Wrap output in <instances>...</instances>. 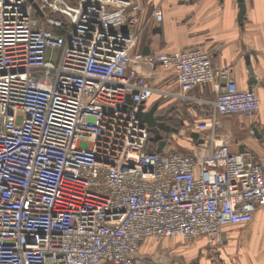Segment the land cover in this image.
I'll use <instances>...</instances> for the list:
<instances>
[{"label": "built area", "instance_id": "1", "mask_svg": "<svg viewBox=\"0 0 264 264\" xmlns=\"http://www.w3.org/2000/svg\"><path fill=\"white\" fill-rule=\"evenodd\" d=\"M145 14L136 0H0V264H169L143 242L204 238L212 253L264 208V153L216 130L259 111L255 88L200 45L136 53L143 22L163 18ZM209 84L213 98L189 93ZM153 94L207 103L187 129L209 143L157 151L139 115Z\"/></svg>", "mask_w": 264, "mask_h": 264}, {"label": "crops", "instance_id": "2", "mask_svg": "<svg viewBox=\"0 0 264 264\" xmlns=\"http://www.w3.org/2000/svg\"><path fill=\"white\" fill-rule=\"evenodd\" d=\"M136 1L146 6L145 18L152 16L156 7L163 11L160 21L143 22L136 53L171 51L200 45L212 53L215 63L233 65L240 88H255L261 99L259 111L253 116H222L216 130L219 138H227L233 150L264 153V0H245L246 17L242 22L238 20V0ZM249 64L256 78L253 83ZM143 69L152 83L163 88L171 86L178 89L176 78L169 71L161 67L151 72L147 68ZM189 93L196 98H213L214 84L195 87ZM169 99L153 94L146 107L150 109L158 103L160 111L179 108L176 119L183 120L181 116L189 115L190 119L181 122L187 127L209 114L210 106L207 103L172 99V103L165 105L164 101ZM207 130L201 134L207 133ZM227 234L224 245L214 253L208 251L204 239L189 244L198 250L195 249L187 259L191 264H264V208L256 213L252 222L229 227ZM198 243L202 244L199 248Z\"/></svg>", "mask_w": 264, "mask_h": 264}, {"label": "rangeland", "instance_id": "3", "mask_svg": "<svg viewBox=\"0 0 264 264\" xmlns=\"http://www.w3.org/2000/svg\"><path fill=\"white\" fill-rule=\"evenodd\" d=\"M35 5L36 7H38L37 3H35ZM164 102L165 105H169L168 103H172L173 100L169 99L168 101ZM174 107L176 106L174 105ZM181 118H183V120H185L186 118L190 119V116L186 114L185 117L181 116ZM175 123V126L176 128H178V131H170L168 133L163 134L165 135L164 140H167L169 147L172 149L184 152H192L195 146L194 143H196L197 141L190 136L187 129V125H182L180 121H175ZM194 242H197V240ZM201 245L202 244L198 243L197 247L199 248ZM191 247V245L189 246L180 240L169 238H166L164 240H155L149 238L143 242V247L141 250H139L138 254L144 256H153L163 261L164 263L169 264H174L176 261L182 262L183 264H191L190 260L187 258L191 256L192 252L196 249Z\"/></svg>", "mask_w": 264, "mask_h": 264}, {"label": "water", "instance_id": "4", "mask_svg": "<svg viewBox=\"0 0 264 264\" xmlns=\"http://www.w3.org/2000/svg\"><path fill=\"white\" fill-rule=\"evenodd\" d=\"M238 6H239V13H238V20L242 22L245 19L246 15V2L245 0H238ZM248 70L250 72V80H252V83L256 81L254 69L249 64ZM130 101L131 98L129 97ZM158 103H155L151 106V108L148 111H144V105H141L139 115L148 123L149 128L151 132L153 133V136L150 137L151 140L154 142H157V151L161 152L163 151V148L166 144V141L162 139V135L160 133L161 130H165L166 132L174 131L177 132L178 128L168 125L164 121V117L166 116V113H155V110L157 108ZM193 139H197V142L204 143V138L200 136V133L197 131H192L189 133ZM201 137V138H200ZM174 264H183L180 262L174 263ZM196 264V263H194Z\"/></svg>", "mask_w": 264, "mask_h": 264}, {"label": "flooded vegetation", "instance_id": "5", "mask_svg": "<svg viewBox=\"0 0 264 264\" xmlns=\"http://www.w3.org/2000/svg\"><path fill=\"white\" fill-rule=\"evenodd\" d=\"M178 111H179V108H177V109L176 108H174V109L172 108V110L169 108L168 110L160 111L159 104H158L157 108L155 110V113H161V114L166 113V116L164 117V121L170 126H175L176 125L175 121L178 122V119H176V117L178 118V116H177L178 115ZM179 121L182 122L183 120L180 119ZM160 132L163 133V134L168 133V132H165V131H160ZM194 263L197 264V262H193V264Z\"/></svg>", "mask_w": 264, "mask_h": 264}, {"label": "bare ground", "instance_id": "6", "mask_svg": "<svg viewBox=\"0 0 264 264\" xmlns=\"http://www.w3.org/2000/svg\"><path fill=\"white\" fill-rule=\"evenodd\" d=\"M229 64H230V63H229ZM209 85H210V84H209ZM256 92H257V91H256ZM257 93H258V92H257ZM197 132H199V131H197ZM199 133H200V136L202 137L201 132H199ZM206 134H207V133H206ZM218 135H219V134L217 133V137H218ZM201 137H200V138H201ZM192 138H193V137H192ZM202 138H203V137H202ZM218 138H219V137H218ZM195 140L197 141V139H195ZM208 143H209V142H208L207 140L204 139V144H208ZM203 239H204V238H203ZM204 240H205V239H204ZM205 242H206V240H205ZM220 245H221V244H220ZM220 245H219V246H220ZM142 246H143V244H142ZM142 246H141V248H142ZM217 247H218V246H217ZM220 247H222V246H220ZM220 247H219V248H220ZM141 248H140V250H141ZM207 248H208V249H211L212 247H211V246L209 247V246L207 245ZM219 248H217L216 250H218ZM216 250H215V251H216ZM215 251H214V252H215ZM214 252H212V253H214Z\"/></svg>", "mask_w": 264, "mask_h": 264}, {"label": "trees", "instance_id": "7", "mask_svg": "<svg viewBox=\"0 0 264 264\" xmlns=\"http://www.w3.org/2000/svg\"><path fill=\"white\" fill-rule=\"evenodd\" d=\"M59 30V29H58ZM150 146H152V144H150Z\"/></svg>", "mask_w": 264, "mask_h": 264}]
</instances>
